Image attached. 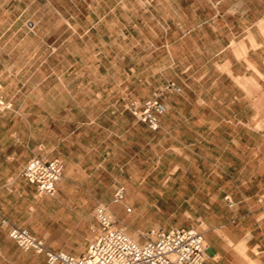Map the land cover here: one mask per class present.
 Here are the masks:
<instances>
[{
  "label": "crops",
  "instance_id": "obj_1",
  "mask_svg": "<svg viewBox=\"0 0 264 264\" xmlns=\"http://www.w3.org/2000/svg\"><path fill=\"white\" fill-rule=\"evenodd\" d=\"M139 18L142 26L133 47L138 50L140 60L130 66V72L124 66L122 79L111 89L117 94L113 100L123 110L120 118L131 127L146 129V123L134 115L128 104L135 102L141 106L164 86L175 85L160 96L165 108L159 116L160 127L156 130L149 127L164 143H160L161 153L156 154V166L146 173L138 172L128 163L122 146L98 140L97 95L92 98L77 89L75 93L59 96L29 93L8 98L10 86H24L31 79H3L0 70V95L11 102L10 108L0 109V255L7 257L8 251L21 250L11 262L48 264L44 254L20 247L10 238L8 226L1 224V218L5 217L30 229L23 212L32 214L34 201L24 206L13 199L21 191L29 199L36 188L20 173L32 157L59 158L63 162V174L54 197L65 205L60 210L64 215L92 213L101 203L117 216L112 210L116 204L112 199L118 186L124 188L123 195L128 199L183 191V186L177 183L196 181L189 177L195 171L188 167L226 166L228 148L258 157L264 174L261 126L264 104L252 84L246 89L239 86L237 93L234 89L236 78L255 79L258 71L264 70V0H156L154 9L149 14L145 9ZM91 79L93 83L95 79ZM76 85L81 87L83 81ZM38 118L43 119L42 125L37 124ZM75 118L81 119L76 120L80 125L71 127ZM57 119L59 129L54 127ZM57 133L63 136L55 138L53 134ZM228 133L232 137L229 141ZM37 134L46 137L41 140ZM168 150L171 159H177L168 164L176 166L169 177L164 161L168 155L163 152ZM210 150L218 151L213 162L204 157ZM195 152L200 154L190 156ZM201 181L206 180L203 177ZM185 187L191 198H221L222 194L211 193L210 188L201 189L200 194L201 190L195 186ZM258 191L262 199L263 180ZM233 195L248 197L242 192ZM225 196L232 202L231 194ZM213 209L215 217L203 218L202 230L193 225L181 226L194 227L203 233L207 243L203 264H264V212L257 217L254 227L247 221L249 214L241 213L239 207L217 205ZM171 227L159 226L148 231ZM30 231L44 238L49 248L76 255L83 254L97 234L86 237L84 251L72 252L59 249L45 232Z\"/></svg>",
  "mask_w": 264,
  "mask_h": 264
},
{
  "label": "rangeland",
  "instance_id": "obj_2",
  "mask_svg": "<svg viewBox=\"0 0 264 264\" xmlns=\"http://www.w3.org/2000/svg\"><path fill=\"white\" fill-rule=\"evenodd\" d=\"M155 1L0 0L2 78L22 81L31 79L27 85L10 86L7 91L8 98H11L12 94L29 93L59 96L63 93H75L77 89L78 93L91 95L92 98L97 95L98 140L122 146L128 163L138 172L146 173L150 168H154L157 164L156 154L161 153L160 143L164 141H161L157 132L150 131L147 124H144L146 129L125 124L120 118L122 107L119 102L113 100L117 94L112 93L111 89L122 79L124 66L128 67L127 71L130 72V66L133 67L139 62L141 56L133 47L138 30L142 26L139 17L145 13V9L149 14L154 9ZM257 74V78L250 80L236 78L234 89L237 93L239 86L246 89L252 84L251 87L256 90L260 102L264 104V70L258 71ZM91 78L95 79L93 83ZM80 80L83 85L78 87L76 84L80 83ZM63 83L68 84L67 88ZM169 86L170 83L154 97L160 98L163 92L170 89ZM230 86L231 82L228 80V89ZM1 120L0 118V124ZM76 120L81 121L75 118V124L71 127L80 125ZM59 121L57 119L54 126L56 129L60 128ZM36 122L42 125L43 119L38 118ZM262 123L261 126L264 127V121ZM7 124L11 125V122ZM36 136L42 140L45 135ZM53 136L58 138L63 135L57 133ZM262 136L264 138V131ZM231 138L228 133V141ZM163 152L168 155L164 161L167 163L169 177L170 170L176 166L168 164L177 162V159H171L170 150ZM205 153L204 157L213 162L218 151L210 150ZM197 154L200 153L195 152L190 156L197 157ZM226 160L228 164L221 167H188L195 171L189 177L196 178V181L177 183V186H183V191H166L163 192L164 195L132 199L124 197L120 203L112 206V210L117 214L114 215L117 223L124 225L133 237L135 232H139L136 237L140 240L146 238L150 228L159 226L193 225L202 230L203 218H214L213 208L221 205L229 209L239 207L241 213L249 214L247 221L255 227L258 223L257 217L264 212V197L260 199L258 196L260 180L264 182V174L260 171L262 166L259 165L258 157L253 154L230 148L226 150ZM23 167L24 165L20 173ZM203 177L205 182L201 181ZM107 179L109 180V175ZM185 185L189 188L195 186L200 190L210 188L211 193H222L221 198L188 197L189 192L185 191ZM241 192L248 194V197L233 195ZM175 193L180 195L176 196ZM198 193L203 192L201 190ZM227 193L231 194L232 202L225 196ZM249 199L251 202H247ZM85 200L80 199L81 202ZM31 201H34V211L32 214L26 210L23 212L27 216L25 224L33 231L48 234L49 239L54 241L59 249L84 251L86 245L83 243L86 237L91 238L97 232L98 222L93 211H84L80 215H64L60 212L65 207L63 202H58L56 197L40 194L37 188L31 192L29 199H26V193L22 191L13 199V202L19 205L24 203V206ZM219 222L217 220L215 223ZM19 252L21 250L13 249L8 251L7 257L0 255V264H25L21 261L11 262Z\"/></svg>",
  "mask_w": 264,
  "mask_h": 264
},
{
  "label": "built area",
  "instance_id": "obj_3",
  "mask_svg": "<svg viewBox=\"0 0 264 264\" xmlns=\"http://www.w3.org/2000/svg\"><path fill=\"white\" fill-rule=\"evenodd\" d=\"M169 88H175L170 84ZM11 102L0 95V108H10ZM151 129L160 127L159 116L165 108L159 97L146 100L138 106L135 102L127 106ZM64 164L59 158L44 159L32 157L23 169L22 176L34 184L42 195L54 197L57 183L63 174ZM124 188L118 186L113 202L120 203ZM94 217L98 222L95 237L86 251L76 255L49 248L45 239L35 235L30 229L1 218V224L8 226V234L23 249H31L44 254L48 264H203L207 243L201 231L194 227H171L164 231L150 230L144 240L135 239L127 228L117 223L103 204L94 207Z\"/></svg>",
  "mask_w": 264,
  "mask_h": 264
},
{
  "label": "bare ground",
  "instance_id": "obj_4",
  "mask_svg": "<svg viewBox=\"0 0 264 264\" xmlns=\"http://www.w3.org/2000/svg\"><path fill=\"white\" fill-rule=\"evenodd\" d=\"M104 205V204H103ZM105 206V205H104ZM106 208H107V206H105ZM107 210L113 215V217L115 218V216H114V214L109 210V208H107ZM138 233L139 232H135V234H134V238L135 239H138L137 237H136V235L138 236Z\"/></svg>",
  "mask_w": 264,
  "mask_h": 264
}]
</instances>
